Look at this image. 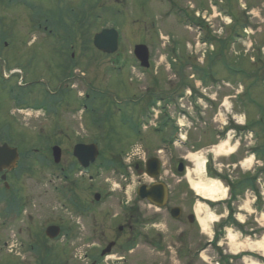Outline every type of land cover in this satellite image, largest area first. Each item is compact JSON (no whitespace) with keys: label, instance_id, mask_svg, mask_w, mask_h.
<instances>
[{"label":"rangeland","instance_id":"obj_1","mask_svg":"<svg viewBox=\"0 0 264 264\" xmlns=\"http://www.w3.org/2000/svg\"><path fill=\"white\" fill-rule=\"evenodd\" d=\"M33 1L39 4V0ZM87 1L88 0H64L63 11H67L66 7L71 5L74 8L76 5H78L77 8L83 7L82 3ZM174 1L177 3V6L174 5V7H171L168 4L169 0H93L91 10H94V13L97 12L95 18H89L90 24L85 26L86 28L79 27L72 29L73 32H71L70 35L81 38V42L74 41V44L68 46L64 44L62 46L58 45L59 41L53 40L52 35H48V33L36 32L34 26L30 23L31 12L29 10L27 11L22 0H13V5L11 6L7 5V1L4 2L5 4L0 2V133L2 138L0 139V144H2L3 141L10 140L11 136H9V138L6 136L11 135L14 130L20 134H16L12 137V143L17 145L20 151L24 152L25 155H29L27 159L24 156L20 157L17 173L15 171L12 172L10 176L11 180L7 181L10 185L8 191H10L16 199H18V197L20 198L18 203L20 204L21 214L8 217L4 216L3 218L0 217V264H35L36 261L33 260L35 259V255L28 247L31 243L35 244V250L40 249V247L41 249L46 248V251L49 250L52 255L50 258L49 253L47 258L51 260L52 264H55V262L53 263L54 260L58 261L57 264H91L93 259L98 261L99 264H203L201 259L200 261L198 260L199 258H197L198 256H196L194 251L202 247V241L208 242L212 239L213 244L222 245L224 250L229 251L231 254L251 252L252 254L264 258V255L258 250L254 249L248 251L249 246L261 243L264 235L262 237H259L261 235H257L255 239H248L247 235L242 238L241 235L233 232L232 230L234 229L231 228L232 230H226V234L218 233L223 237L220 243V238H217L214 232L212 233L213 235H211L209 226L206 231L203 232L197 225L172 222L163 212H156L153 207L145 202H138V209H140V213L143 216L142 222L138 228V239L136 240L135 246L132 247V250L127 252L124 246L126 240H128L130 236L121 237L117 231V225H119L123 219V215L121 216L123 205H125L126 202L133 203L135 201V174L129 171V173L125 172L126 174L121 177V174L114 175L111 171L99 169L98 166L95 167L90 174L81 175V173L77 171L73 173L70 180L75 182H71L72 185L68 183V185L72 186L75 196L77 195L76 197L79 198L78 204L81 207L90 209L86 213L76 214L74 212L75 210H73V206L70 205L64 197H62L63 199L59 197L54 198L55 195L51 194V186H54V183H50V180L55 181V178L49 169L47 170L42 166L47 159V151L49 152L48 149L50 147V145L46 146L49 141L45 139L44 133H50L47 130L50 129L53 119L42 116V113L40 114L37 111L38 108L34 107L35 104H31L32 101H30L28 105L34 108L27 104L23 107H18V102L15 103V101H12L10 98V96L13 95L10 90L14 81L11 78V81H5V83H7L3 85L1 80V77L5 79L7 75H10L8 74L10 67L11 69H16L14 67L19 65L24 69L26 61H28L29 78L31 80L41 75L45 76L49 71L44 66L46 63L54 64L57 47L59 48V53H68L66 57L69 54H74L76 60L74 64L78 66V69L73 72L75 78L68 80V78H65L66 76H63V73H61L62 76L58 74H56V77L53 76L57 78L53 86L54 88L61 84L62 90H70L75 94V97L72 94H64V103L60 106L59 110L62 112V119L58 127L60 130L62 129L63 135L66 134L69 136V139L53 140V142H58L64 149L65 154L62 163L65 168L69 165L71 161L69 149H72L75 143H91L92 141L100 147V164L105 161V158H110L115 153H119L124 159L125 156L137 146L135 136L128 133V127L122 122L119 123L120 118L117 119V116L112 115L114 117L110 125L105 124L104 130L107 131L112 129L114 134L111 135V139L109 140L105 139L106 136L102 139V137L99 136L102 135L101 128H98V126L92 127V125L90 127L86 114H81L80 111H76L74 114L72 113V110L77 107L75 99L78 102H80V100L82 101L84 97L83 93L86 91L87 85H90L91 88H95V91L101 90L103 92L104 87L108 85L110 81L106 90H116L119 94L121 93V97L119 95L114 98V92H108L116 101H121V103H119L120 105L117 106L118 109L123 111L125 116L129 114L134 115L133 112H130L131 104L126 102L131 92L136 93V97H130V100L136 101L138 107H141L143 110L146 107L147 99L153 93L169 92L174 87L178 88L180 84H182V79L183 83L186 84V80L190 79L179 77V73L182 74L181 76L186 75L185 70L179 71V63L176 64L175 70L178 74L177 79L174 80L172 74H174L175 71L172 67L168 69L167 64L169 60L166 55L168 51H172L168 45L173 46V48L178 47L180 56L178 53L177 54L179 60L180 62L182 60L185 61L188 57L187 43H193L192 40L196 36V29L189 31L187 28L188 24L186 25L185 23L178 22V19L172 16L174 13L173 8L185 12L187 9V2L201 5L204 4V0ZM219 1L220 0H215L218 4ZM42 2L46 4V7H41L42 13L40 16L45 15L48 18H53L54 0H42ZM15 4L17 5L14 6ZM242 4L250 7L249 10L251 12L248 14L251 15L250 19H248L249 16H246L244 13L239 14ZM111 5L116 7L107 8L112 7ZM219 8L228 12L230 17L237 16L233 19V24H231L234 26L235 30H241L242 27L247 28L249 26L257 28L256 30L253 29L254 36L246 42L243 51L238 49L243 47L240 40L233 49L229 47L224 51L228 54V56L225 57L228 63L235 60V58L233 59L231 51L236 52V50H238L236 54L244 53V56L233 62L231 70L238 75H247L248 77L255 74L260 75L264 72V69L259 71L260 66L252 64L255 57L248 53V51L247 54H245V51L248 49L252 50V48H264V27L258 28L261 24H264V0H221ZM220 9L213 11V16L215 17L212 18L214 29L202 28L201 39L205 37H217L213 34L212 30L219 29V26L225 27L218 17ZM93 19L96 22H93ZM114 22L118 23L115 24L121 33L119 51L120 54H122V63L124 65L119 66L121 67L119 71H115V69L111 71L112 68L109 66L107 57L95 53L91 46L93 31L96 32L108 26L114 27L116 26ZM87 23L88 21L86 20L81 22L82 25H86ZM51 25L54 26V24ZM229 29H231L230 26ZM229 29L224 28L222 37L230 36ZM65 32L66 28L63 25L61 33L64 34ZM4 39L7 44L3 45L1 42ZM168 42H170V44H168ZM140 43L147 45L150 52V67L152 66V68L147 72L139 69L132 55L133 47ZM213 45L216 51L217 46H215V44ZM44 51H46L45 55H43ZM87 52H92L97 55L92 56L93 59L87 60ZM91 55L92 54L89 56ZM260 60H264V55H261ZM218 62L219 61H217V63ZM62 64L66 65L64 60H62ZM220 68H222V70H220ZM223 69V66L220 64L215 67V71L219 74L220 71L223 72ZM117 73L119 75H117ZM155 73H157L156 76H154ZM15 77H17L16 74H14V79ZM130 77L133 79V82H129ZM208 85L213 91L220 86L217 80L213 82L211 80ZM182 86L184 85L182 84ZM129 87L131 90H128ZM222 87L223 86H221V88ZM234 88V91L232 90L233 92H230L231 90L228 88L217 90L218 95L224 96L222 100L218 97V100L220 99L219 101L221 102L218 106V111H214L213 107L207 105L204 114L206 113L209 119L204 120L208 122L210 129H215L219 124H224L226 122L225 118L227 119V115L230 113L232 120H236L238 128H247V132L252 133V137H247L245 139L248 141V145H246L247 149L242 148L243 146L240 144L241 140L239 136V140L233 144L232 142L234 139L231 133L228 137H224V139L221 138L217 141L220 145L228 144L227 146L230 148L231 152L225 155L214 156L215 149L217 150L219 145L213 147L209 146L212 145L211 141L213 140L209 129H207L203 137H200L199 133L201 128L198 127L197 131L194 132L195 126L192 125V130L188 133L193 142L194 140L197 141V139L198 142H203L204 146H206V151L212 152L213 150L212 167L214 171L221 174H230L236 167L234 165L231 166L228 161L230 155L234 154L235 157H238L239 162L242 161L240 163L242 165H244V161L246 160L251 161L248 166H241L244 172L247 171L245 169H249V167L252 169H259V166H261L259 161L263 159L262 151L259 152L262 157L259 155L256 157L253 153L244 156L243 152L256 148L260 150L264 147V79L263 81L248 80L245 90L243 88L238 89L236 86ZM233 93L234 96H232V98L226 97L228 95H233ZM245 93L247 96L246 105L242 103L244 101L242 97ZM173 101V103L169 104L164 109H161V107L157 109L159 111L161 110V115H164V113L171 115V113L178 112L180 109L179 106L177 107L178 99H174ZM100 102L101 101L97 99L95 106H99ZM161 103L163 108L166 103ZM98 110L96 114L98 116V122H100L99 116L101 113H99ZM102 110L103 109H100V111ZM139 111L141 110L138 108V112ZM196 113L197 111L194 110V113L189 118L199 123ZM119 115L122 114L119 112ZM188 122L191 124L190 120ZM8 124L11 125L12 129L7 127ZM190 124L184 123L187 127H190ZM7 129L9 130L8 133H6ZM187 131L188 129L184 128L183 134ZM40 132H43V134L38 136L37 133ZM163 136L166 135L154 133L152 127L149 126V130H146L145 138H138V147H141L146 154L150 153L148 146L154 148L159 145L158 149L160 150L163 146L160 139L163 138ZM119 146H122V148H119ZM137 150L138 149L135 148L133 152ZM152 152L153 150L151 154ZM184 154L185 153L181 150L178 154H174L175 156L172 153V156L176 159L179 155L183 156ZM159 155L163 158L165 172L168 171V177L164 175L163 179L171 188L173 194L171 200L172 204L174 198H176L175 204H179V197L181 196L183 199L190 201V206H192V210H194L197 218L198 216H203V212L200 214L198 213L200 201L197 198L194 199V196L187 192L188 189L183 181L184 178L178 177L177 174H174V172L170 170L173 168L171 166L173 162H170V157L172 156H168L165 153ZM191 156H196V158L200 159L203 157V151L189 155L190 167L189 169L187 168V176H190V172L195 170L194 162L190 158ZM41 161L42 163H40ZM239 166L232 177H237L236 173L238 172ZM92 175L95 179L93 183H90L87 177ZM227 176L231 178L229 175ZM192 178L197 182L207 181L203 175H197V179L194 176H192ZM180 180L181 182L179 183L178 181ZM141 182L148 183L149 180L145 177L144 181ZM139 183L140 180L138 178V186ZM218 184L226 191L224 198H228V190L220 183ZM2 187L3 184L0 182V191H2ZM57 187L59 192L61 186L58 185ZM63 187H65V185H63ZM95 192L99 193L101 196L98 203H94L93 201V193ZM249 196L250 195L247 194L246 198L238 202L239 210L242 212V214L239 215L241 221L243 222L246 220L248 229L255 227L256 223L257 228H264V209L260 214H257L252 207L253 200ZM1 208L2 206H0V211ZM186 210L188 211L189 207H186ZM248 219H253L252 222L255 224L251 223ZM51 224H60V226L64 227L66 232H68L69 236H63L59 241H41V244H39L38 240H42L44 237V229ZM200 231L203 232V235H200ZM216 231L218 230H215V233ZM204 233L207 235L205 236ZM231 236H234V245L239 248L237 252L231 248V242H233L231 241ZM131 239L127 241V245L129 242L132 244ZM110 241H117L116 244H118L112 250L110 256L101 261V258H98V256ZM189 244L191 245L190 247L188 246ZM154 245L156 247H154ZM207 249H209L210 256L213 257L214 261L226 264L225 258H222L221 252L218 251L214 245L209 246ZM60 257H62L61 263H59ZM209 258H205L204 264H208V262L210 264L213 263L212 259V262L208 260ZM243 261L244 264H248V260L244 259ZM250 261V264H260L255 260ZM47 264H49V262Z\"/></svg>","mask_w":264,"mask_h":264},{"label":"flooded vegetation","instance_id":"obj_2","mask_svg":"<svg viewBox=\"0 0 264 264\" xmlns=\"http://www.w3.org/2000/svg\"><path fill=\"white\" fill-rule=\"evenodd\" d=\"M42 1V0H41ZM63 0H54L55 5L54 6V15L53 18H50L49 20H46V23L49 24L54 22L55 24H57L60 27V30L62 29L63 25L66 28H74V27H82V24L80 22H82L81 20L76 19L79 14L80 17L82 19L85 18L86 14L89 13V10L87 11V13L85 14V11H78L77 6H75V8L73 6H70V8H66L67 11H63L64 7L62 4ZM26 8H29L31 6V4H25L24 5ZM41 6H45L46 4L42 3ZM50 6V5H49ZM80 6V5H79ZM87 6H89L88 1H87ZM29 10V9H28ZM76 19V20H75ZM40 25V24H39ZM71 26V27H69ZM47 27H44L45 30ZM59 41L63 42H72V41H78L81 42V38H76L74 36H58ZM120 48V45L118 46V50ZM46 52H43V55H45ZM48 55V54H47ZM108 61H109V66H111L112 70L113 69H119L122 64V54H120V52L118 51L116 54H114V56H106ZM91 59H93V57H89ZM70 59L74 60L75 56L74 54L70 55ZM62 60H63V53H56V58H55V62L54 64H48L46 63V65L44 67H46L48 69V74H46L44 76V78H46V80H43L39 77L37 78H33V80H31L29 77V71L28 68L26 66H24V71L25 74L23 72L24 75H22L21 77H15V79H13L14 82H17L20 78L22 79L20 83L17 84L16 86V90L21 91L24 93V95L27 98H30V100H34V99H38L35 104V106L39 107L38 110L42 112V116H45L47 118L53 119L52 120V125L51 128H56L58 127V125L61 122L62 116L59 110H60V106L63 104V92H62V86L57 85L55 88L53 87L54 84L56 83V79L54 78L56 77V74L62 76L61 73H63L64 69H63V65H62ZM71 65L67 66L65 71L67 73L70 72V70L72 69V67H70ZM54 76V77H53ZM132 88V86H131ZM91 89L90 85H87V90ZM128 90H131L130 87ZM66 94H72L75 97V94L73 92H71L70 90H67ZM105 95V94H104ZM87 97V99H92V102L95 100V95H94V90L91 91V93H89L88 95H85ZM131 97L135 96L136 97V93L131 92V94L129 95ZM77 102V100H76ZM133 106H131V108H133V114L134 116L130 117V121H129V127H128V133L129 134H134L135 135V139L137 142V148H138V137L145 138V133L146 130H149V127H145V126H139V120H138V105L136 104V101H131ZM114 116L109 115L108 117H103L105 119V124L110 125L112 118ZM128 119V120H129ZM145 119L147 120L146 122L148 123H152V121H148L149 117H145ZM163 122V121H161ZM120 123V122H119ZM9 125V124H8ZM162 127V132L167 134L168 139L171 138L172 135V129H170L168 127V124H166V126L161 125ZM156 128L158 126H155ZM50 133H44L45 134V139L51 140L53 141L54 139H68L69 136L68 135H63L62 132L59 129H56L54 131H49ZM127 133V134H128ZM171 133V134H170ZM156 143V142H155ZM248 145V143H247ZM158 146H155L154 148H151L148 146L150 153H147V158L150 157H156L160 160H162L163 158L161 156H159L160 154V150L158 149ZM162 148H166V146H162ZM61 149V162L58 166H55L54 168V172H55V177L57 179V182H61V178L63 176V172H64V165H63V158H64V149L62 147H60ZM169 150V148H167ZM153 150L152 154L151 151ZM247 151H244L243 153L245 154ZM71 157V161L69 163V165L66 166L65 170L66 171H70L73 168V162L74 159ZM182 157L178 156L176 159H174L173 157L171 158L170 162L172 165V172L177 173V167L179 164H182L184 170L186 168V164L182 161ZM109 162L114 163L116 166L120 167L121 170V177H123L124 172L127 170H130L129 167L126 166V160L123 159V157L118 153L115 155H112L110 158H105V162L104 164H107ZM162 161H161V166H162ZM104 166V165H103ZM48 167H52L51 165H48ZM170 167V166H169ZM95 168V163L93 165H91L87 172L92 173V170ZM102 169V167L100 168ZM104 169V167H103ZM11 171H7L5 174L7 177H9L11 175ZM133 173L136 176V189H135V193H136V197H135V201L133 203H129L126 202L125 205H127L128 207L124 209L122 208V214L123 215V219L122 222L119 223V225H117V231L118 233L121 235V237H128L131 236L133 234L136 233V239H138V228L141 225L142 222V217L140 213H138V178L140 180V184L141 181H144L145 177H147L145 175V170H144V166L142 165V163L138 164V156H137V160L135 162L134 165V169H133ZM161 173V177L164 175L162 174V171H160ZM1 175V174H0ZM126 179V178H125ZM162 182H165V180L163 178H161ZM89 182L93 183L94 182V176H89ZM152 183V182H151ZM143 184H146V182H143ZM187 195V194H185ZM172 191L169 192V195L167 197V202L164 206V208L160 209L158 212H163L164 215H167L170 219V221L172 222H182V223H187L189 224V219L191 216V209H190V201H187L185 199H183L181 196L179 197V204H175L176 198L173 199V204H172ZM175 197V196H174ZM190 200V197H189ZM186 207H189V210H186ZM175 208L177 211H175ZM90 209H87V212ZM117 242V241H115ZM118 244V243H117ZM115 243V246L117 245Z\"/></svg>","mask_w":264,"mask_h":264},{"label":"water","instance_id":"obj_3","mask_svg":"<svg viewBox=\"0 0 264 264\" xmlns=\"http://www.w3.org/2000/svg\"><path fill=\"white\" fill-rule=\"evenodd\" d=\"M94 46L96 47L97 50L101 52L107 54L114 53L117 49V34L113 30H104L96 34L94 37ZM134 55L137 58V60L140 62L142 67L145 68L148 67L149 54L146 47L142 45L136 46L134 49ZM73 154L83 167H87L89 162H94V160L98 155V151L96 146L94 145H89V146L77 145L74 147ZM59 158H60V152L58 149L55 148L54 149L55 162H58ZM148 167L152 170V173H150L149 175L152 178H156L158 176V170H159V166L156 160H150L148 163ZM153 194L155 195L156 199H159V201H161L164 198V194H165L164 188L162 186H152L150 190H146V187H142L138 192V195L142 199L147 198L148 200L152 199L151 196ZM96 200H98L97 196H96ZM158 204L161 205L160 202ZM58 233H59V229L56 227H49L46 230V235L50 239L56 238L58 236ZM111 246H109L106 249V251H103L102 255L110 252Z\"/></svg>","mask_w":264,"mask_h":264},{"label":"bare ground","instance_id":"obj_4","mask_svg":"<svg viewBox=\"0 0 264 264\" xmlns=\"http://www.w3.org/2000/svg\"><path fill=\"white\" fill-rule=\"evenodd\" d=\"M230 152H231L230 148H228V146L226 144L219 146L217 148V150L215 149L216 156L222 155V154L225 155V154H228ZM136 153H138V152H136ZM190 158L195 164V168H194L195 170L190 172V176H187L191 190L198 197H201V199H203L205 201H209L212 203L222 201L225 197L226 191L223 190L217 182H214L212 180L205 181V182L194 181L192 176H194L196 178L197 175H202L203 170H204V161L196 158V156H191ZM250 163H251L250 160L244 161L245 166H248ZM200 207H202V206L198 207V209H200V210H198L199 214L201 213ZM202 211L204 212L205 215H203V218L199 217L198 223H199L200 227L202 228L203 232H205L206 229L208 228L207 221H211V222L215 223L217 218L213 215H210L209 213H206L207 212L206 209H202ZM230 238H231V241H233V242H231L232 243L231 248H232V250L237 252L239 250V248H238V246L234 245V236H231ZM254 249L258 250L259 252L262 253V255H264V238L262 239L261 243H257L256 245L254 244L253 246L248 247V251H252Z\"/></svg>","mask_w":264,"mask_h":264},{"label":"trees","instance_id":"obj_5","mask_svg":"<svg viewBox=\"0 0 264 264\" xmlns=\"http://www.w3.org/2000/svg\"><path fill=\"white\" fill-rule=\"evenodd\" d=\"M54 262H55V264H57V262H56L55 260L53 261V263H54ZM50 264H52V262H51Z\"/></svg>","mask_w":264,"mask_h":264}]
</instances>
